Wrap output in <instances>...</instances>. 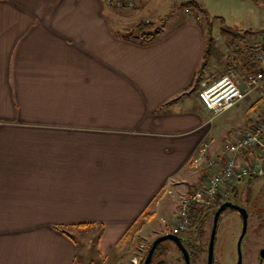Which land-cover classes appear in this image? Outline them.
Segmentation results:
<instances>
[{
    "label": "crops",
    "instance_id": "0c3cea01",
    "mask_svg": "<svg viewBox=\"0 0 264 264\" xmlns=\"http://www.w3.org/2000/svg\"><path fill=\"white\" fill-rule=\"evenodd\" d=\"M178 1L145 39L138 24L169 0H0V264H76L87 228L107 257L146 215L166 234L205 179L192 164L203 142L219 153L263 117L264 84L215 121L193 88L203 15ZM248 27L243 77L259 66L264 12Z\"/></svg>",
    "mask_w": 264,
    "mask_h": 264
},
{
    "label": "rangeland",
    "instance_id": "374dc122",
    "mask_svg": "<svg viewBox=\"0 0 264 264\" xmlns=\"http://www.w3.org/2000/svg\"><path fill=\"white\" fill-rule=\"evenodd\" d=\"M199 4L203 7L206 12L203 16L202 24L208 30L209 22L213 25V35L215 38L213 52L208 54L200 68L193 88L200 93L201 89L204 87V84H211L218 80L223 74L228 71L235 70L236 66H240L242 62L244 48L243 40L246 34L250 35L247 32L249 30L248 25H261V14L264 12V1L251 2L250 0H197ZM175 0H169L167 6H163L162 13L160 18H157L156 22L148 25L147 29H156L160 26L168 15H170L171 10L173 9V4ZM179 2V1H178ZM182 2H179L181 4ZM259 4V5H258ZM133 8V7H131ZM254 8L256 15L252 14ZM262 8V9H261ZM185 9V8H184ZM182 10V9H180ZM148 10L140 11V17H145L148 13ZM181 20V17H174L171 21L172 24L177 23ZM145 21V20H144ZM147 22V21H146ZM255 29V27H254ZM215 30V31H214ZM254 31V30H252ZM255 33V31H254ZM236 71V70H235ZM259 100L256 103H260ZM264 102V100H262ZM250 105V104H249ZM248 105V106H249ZM260 105V104H259ZM235 106V105H234ZM261 106L262 105L261 103ZM236 107L232 108L225 113H221L218 117L215 118V121H219L229 112H232ZM260 108V107H259ZM261 113H259L260 115ZM243 115V113H242ZM241 116V113H240ZM264 116V112L259 116ZM222 129V128H221ZM245 127L233 128L230 133H227V136L223 138L222 143L227 139L231 138L232 133L239 131L242 132ZM220 135H222L220 133ZM264 176L255 177L252 179L245 178L241 182L237 183L232 190V193L239 190L242 191L245 188L249 187L250 191L253 194L261 195V200L264 204ZM230 193L228 197L231 196ZM166 194H171L169 188L164 190L160 197H163ZM226 198V199H227ZM215 207L206 208L205 214L195 217V223L191 224L188 232L183 234L184 240L198 242L199 237H201L200 231H204L205 239L203 242H200L202 250L195 249L192 255H190V260L192 264H205V261L208 259V249L209 242L211 238V230L213 226V210ZM206 216V217H205ZM224 218L228 216L229 218L234 219L232 224V239L230 245L226 241V228L223 218L219 219L214 255L216 260L214 264H223L219 263L218 254L221 251L225 250V254L228 255V251L233 249L236 253L237 249V236L240 234L242 229V221L240 215L233 209L225 210L222 215ZM205 217V218H204ZM197 219V220H196ZM226 222V221H225ZM252 224L256 223V218L252 217ZM203 226V228H202ZM204 229V230H203ZM77 235V240L79 244V255L76 260V264H141V261L148 252L149 247L153 244L154 240L163 234H158L154 230V224H150L147 215L142 217L128 232L124 239L114 248L111 255L103 257L98 252L97 236L98 230L94 228L80 229L79 232H75ZM229 237V236H228ZM230 238V237H229ZM251 242L253 243V250H256L262 242L257 240V237L252 231ZM202 241V239H200ZM209 241V242H208ZM207 243V246H206ZM245 241L242 243V250L245 249ZM197 246V248L199 247ZM203 246H206L203 247ZM253 254V251H252ZM160 258L164 259L166 264H186L184 252L181 248L172 240L163 241L153 258V262H157Z\"/></svg>",
    "mask_w": 264,
    "mask_h": 264
},
{
    "label": "built area",
    "instance_id": "2783aa9c",
    "mask_svg": "<svg viewBox=\"0 0 264 264\" xmlns=\"http://www.w3.org/2000/svg\"><path fill=\"white\" fill-rule=\"evenodd\" d=\"M112 3L113 0H106ZM259 61L258 68L241 76L231 70L211 84H204L200 97L213 111V118L229 110L264 84V43L252 44ZM206 140L192 159V164L204 171L205 179L180 201L179 211L171 220H163L167 233L184 234L192 224L194 207H216L226 200L235 185L251 176H264V116L252 127L245 128L223 143L221 152L212 153ZM247 154L251 159H244Z\"/></svg>",
    "mask_w": 264,
    "mask_h": 264
},
{
    "label": "flooded vegetation",
    "instance_id": "af4514ba",
    "mask_svg": "<svg viewBox=\"0 0 264 264\" xmlns=\"http://www.w3.org/2000/svg\"><path fill=\"white\" fill-rule=\"evenodd\" d=\"M262 187H264V185ZM226 201H231V202L247 209V212H248V229H247V232L244 235V238L241 242V250H242V243L244 241L246 243L245 249L242 250V255L240 256V253L238 250V243H239L242 231H243V224H242L241 232L237 236L236 253L233 249H231V247H230V250H227L228 255L225 254L226 253L225 250L224 251L222 250L221 253L218 254V260L220 261L219 263L240 264V262H241V264H264V204L261 200V195L253 194L250 191L249 187L245 188L242 191L237 190V191L233 192L230 197H228L220 205H218L214 208V210H213V221H212L213 224H214L215 214H216L218 208ZM228 208L233 209L230 207H228ZM228 208H226L225 210H228ZM225 210L221 213L219 219L223 218V220L225 219V221H226V222L224 221L225 228H226V241H228L229 242L228 245H230L231 242L233 241L231 229H232V224L234 223V219L229 218L228 216H225V218H224L222 215L225 212ZM233 210H235L240 215L241 221L243 223V216L240 213V211H238L236 209H233ZM252 217L256 218L255 224H252V222H251ZM218 222H219V220H218ZM202 228H203V226H202ZM212 229H213V226H212ZM252 231L254 232V235L257 237V240L262 242V244L256 250L252 249V247H253V243L251 242L252 241L251 240ZM200 233H201V237H199V241L197 243L194 241H189V240L183 239V243L186 246V248L188 249L190 255L193 254L195 249L202 250V247L199 245H200V242H203L205 237H204V231H202V232L200 231ZM200 239H202V241H200ZM197 246H199V247L197 248ZM206 246H207V243H206ZM206 246H203V247L206 248ZM208 251H209V249H208ZM252 251H253V254H252ZM215 260H216V256L214 255L213 264H214ZM197 263L199 264L198 261H197ZM207 263H208V259H207V261H205V264H207ZM153 264H166V263H164L163 258H160L157 262H155V263L153 262Z\"/></svg>",
    "mask_w": 264,
    "mask_h": 264
},
{
    "label": "water",
    "instance_id": "95a60500",
    "mask_svg": "<svg viewBox=\"0 0 264 264\" xmlns=\"http://www.w3.org/2000/svg\"><path fill=\"white\" fill-rule=\"evenodd\" d=\"M228 207L240 211V213L243 216V231H242L239 243H238V250H239L240 256L242 255L241 242H242L244 235L246 234L247 229H248V212H247L246 208L241 207V206H239V205H237L231 201H226L218 208V210L215 214L213 229H212L211 238H210V242H209L208 263L207 264H213L218 220H219L221 213ZM165 240L174 241L181 248V250L184 252L186 264H191L190 253L183 243V238L180 237L179 235L173 234V233L163 234L154 240L144 264H150L152 257L154 255V252L157 249L158 245ZM240 264H241V262H240Z\"/></svg>",
    "mask_w": 264,
    "mask_h": 264
},
{
    "label": "trees",
    "instance_id": "16d2710c",
    "mask_svg": "<svg viewBox=\"0 0 264 264\" xmlns=\"http://www.w3.org/2000/svg\"><path fill=\"white\" fill-rule=\"evenodd\" d=\"M181 7L185 8V9L193 10V11H199L203 16H205V14H206V12L204 11V9L201 7V5L199 4V2L197 0H188V1L182 2L181 3ZM150 24L151 23H149V22L141 21L138 24V28L144 32L147 29L148 25H150ZM208 24H209V27H208V30L206 31V47H205V51H204V60H205V58H206V56L208 54H211L213 52V48L215 46L214 45L215 38H214V35H213V25L210 22ZM158 33H159L158 30L149 31V32L146 31V32L143 33V36H144L145 39H152ZM255 177L256 176H251V177H249V179H252V178H255ZM205 212L206 211L204 210V207H202V206L194 207L193 212H192V224L195 223V219H194L195 217L200 216V218H201L202 215L205 214ZM179 236L183 238V234H179ZM159 245H158V247H159ZM151 246L149 247L148 252L145 255V257L141 261V264H144V262H145V260H146V258L148 256V253H149V250H150ZM158 247H157V249H158ZM157 249L155 250L154 255H155ZM154 255L152 257V260H151L150 264H153Z\"/></svg>",
    "mask_w": 264,
    "mask_h": 264
}]
</instances>
